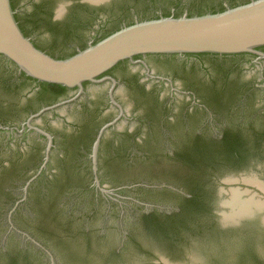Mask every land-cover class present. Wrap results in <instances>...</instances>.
Instances as JSON below:
<instances>
[{
    "label": "flooded vegetation",
    "instance_id": "af4514ba",
    "mask_svg": "<svg viewBox=\"0 0 264 264\" xmlns=\"http://www.w3.org/2000/svg\"><path fill=\"white\" fill-rule=\"evenodd\" d=\"M257 58L256 55L209 58L216 61L214 73L204 75L196 71L188 60L163 62L169 66L171 73L155 71L148 64L121 69L123 82L135 101V105L129 108L115 94L121 80L114 75L116 70L110 71L105 76L117 82L113 97L121 111L111 101L109 90L96 97L88 88L105 84L86 83L81 94L79 89L58 90L23 76L15 66L0 57V133H9L18 142L14 157L0 158V175L14 172L11 186L8 190L4 189L10 204L5 214L7 231L0 238V264H61L44 242L16 223V217L20 214L23 223L29 225L31 222L40 232L44 231L45 216V227L53 228L57 233L58 228L71 222L61 202L71 187L77 186L84 192H95L98 198L104 197L95 186L92 150L106 125L110 127L100 139L97 157V176L101 187L108 188L103 180L104 172H107L118 178L111 184L112 189L131 187L132 190L163 193L174 200L173 204H160L139 197L132 201L136 215L131 223L150 225L147 227L158 241V230H164L167 226L174 229L175 225L165 224L181 220L186 210L197 206L199 200H205V210L191 219V228L188 227L187 232L182 231L178 241L188 243L186 248L195 241L199 242L205 255V258L200 257V264H208L210 260L236 264L250 260L260 262L259 245L264 243L263 225L246 223L224 228L218 213L220 188L213 190L211 186L202 185L195 188L190 186L192 179L177 178L166 169L175 164L178 153L192 138L219 146L231 133L246 134L245 129L249 126L237 120L238 111L247 114L257 112L264 116V89L259 87L257 81L247 79L245 72L262 65L264 60L256 62ZM108 85L110 88L111 84ZM166 90L169 93L164 92ZM54 106L53 111L40 114L45 108ZM123 123L121 130L119 128ZM53 126L60 129L55 132ZM42 132L52 137L53 144L47 169H43L29 186L26 199L12 215L11 227L8 223L9 212L24 198L23 188L45 162L49 140ZM57 152L62 153L57 158L59 168L49 171L53 155ZM76 161L90 164L88 181L85 182L82 173L75 170ZM150 172L155 177H149ZM18 180L21 182L17 183ZM171 181H181L184 186H176ZM13 186L19 189V196L13 195ZM205 189L208 192L204 193ZM6 195L0 198V203L7 198ZM211 196H214L213 202L208 199ZM109 202L112 203V200ZM22 207H27L29 211L21 212ZM146 218L155 223L145 222ZM131 223L118 228L120 236L117 238L115 234H109L113 240L119 239L114 248L117 256L121 255L127 242L137 240L138 227ZM91 230L97 236L106 234L104 228ZM179 230L165 233L164 237H170L171 243ZM81 232L86 235L89 229L82 228ZM57 234L63 236L60 231ZM14 237L21 244L15 243ZM150 239L154 241L153 237ZM77 250L79 255L76 257L80 258L83 255ZM175 250L184 252V246H178ZM249 250H253L256 257L246 256ZM155 258L159 259L157 256ZM36 259H40L39 263ZM158 264L163 263L159 260Z\"/></svg>",
    "mask_w": 264,
    "mask_h": 264
},
{
    "label": "water",
    "instance_id": "95a60500",
    "mask_svg": "<svg viewBox=\"0 0 264 264\" xmlns=\"http://www.w3.org/2000/svg\"><path fill=\"white\" fill-rule=\"evenodd\" d=\"M57 4L66 6V15L63 9H56ZM54 10L62 20L53 22ZM240 55H256V62L264 60V0H0V57L34 81L79 89L80 94L86 83H110L111 101L121 111L113 97L117 82L105 76L110 71ZM55 108H45L40 114ZM109 127L102 128L92 159L95 186L111 198L114 194L101 187L97 176L100 139ZM42 134L49 140L45 162L23 188L24 198L9 212L11 227L12 215L26 199L29 186L46 169L53 144L50 135ZM246 180V188H220L218 213L224 228L246 223L264 227V182ZM238 182L231 178L224 184ZM233 192L239 193L242 201L252 200L260 207L253 216L225 223L228 208L224 203ZM158 258L156 264L159 260L173 264L164 256ZM189 261L200 264L201 259Z\"/></svg>",
    "mask_w": 264,
    "mask_h": 264
},
{
    "label": "rangeland",
    "instance_id": "374dc122",
    "mask_svg": "<svg viewBox=\"0 0 264 264\" xmlns=\"http://www.w3.org/2000/svg\"><path fill=\"white\" fill-rule=\"evenodd\" d=\"M187 62L192 63L191 66H193L196 71L202 75L208 74L209 72L214 73L216 61L213 59H193L188 60ZM228 63L232 62L229 61ZM234 63L235 62L232 64ZM237 64L239 63L237 62ZM148 65L155 71L165 73L172 72L169 66L163 62L149 63ZM245 72L247 79H251L250 81H257L259 87L264 89V62L262 65L250 68ZM113 73L121 80L119 87L115 89V94L124 103L126 108L135 105L131 91L123 82L122 70L119 69ZM176 79L182 81V79L178 77ZM88 88L97 97L104 93L105 90H109V85L105 84L102 87L89 86ZM164 92L169 93L168 90ZM61 112L64 113L63 111ZM237 113V120H240L241 123L249 126L245 129L246 134H244V132H235L234 134L231 133L225 142L219 146H212L204 140L192 138L178 153L175 164L167 166L166 169L175 177L183 180L187 178L192 179L191 184H189L195 188H200L201 185L208 187L211 186L213 190L222 187L246 188L247 186L243 182L244 178H252L254 175L257 176L259 180L264 182V116L258 114L257 112H254V114H247L242 110ZM124 124L125 123L121 124L119 129L122 130ZM53 128L55 132L60 129L57 126H53ZM17 147L18 142L14 141L9 133H0V158L10 159L14 157V152L17 150ZM61 154V152H57L53 155L54 160L50 165L49 171L59 168L57 158H59ZM218 160L221 161V164ZM75 165V170L82 173L85 182L88 181L89 169L91 167L90 164L86 161H76ZM213 166H217V168H211ZM161 170L164 171L162 167ZM231 178L238 179L239 182L233 186L221 183H224L226 179ZM115 179L118 178L104 172V186L108 187L107 190L112 191L114 194L111 198L106 196L98 198L95 192H84L77 186L70 188L71 191H68L61 201L64 204L67 217H70L71 219L68 226L66 225L58 228L60 229L58 231L63 234L62 237H64L66 241L62 244L60 242L55 243L51 239L40 235V232L37 231L34 224L31 222L29 225L23 223L20 219V214L16 217V223L26 230L28 229L31 231L38 239L44 242V244H46L47 247L56 254L61 264H156L158 260L155 258V255L158 257L164 256L167 259H170L173 264H190L189 260L192 257L200 259V257L203 258L205 256L199 247L200 245L198 241L193 242V245L191 244L188 248H186L188 243L185 244L184 241H178L181 237L182 231L187 232L188 227L191 228V219H193V217H195L198 213H202V211L205 210V200H199L197 206L192 207L193 209L191 210H186V214L183 218H181V220L165 224L175 225L174 229L180 228L173 242L170 243L172 240L170 237H164L165 233L171 234V231L174 230L172 226H167L164 230H158L157 235L159 236V240L168 242V244H160V242H158L159 240L156 241L157 239L154 237L155 235H153V232H151L147 226L145 227L143 222L134 224L131 223L136 215L135 210L133 209L135 205H133L132 201L137 200L139 197H143L144 199L147 198V200L151 199L160 202V204H173L174 200L171 196L163 193L132 190L131 187L112 189L111 184L115 181ZM19 180L17 183L21 182ZM171 184L184 186V183L181 181H171ZM9 186H11L10 183L6 186V190H8ZM13 187V195L19 196V189H15V186ZM120 191H124V193L122 194ZM206 192H208L207 189H205L204 193ZM211 197L208 199L213 202L214 196ZM111 200L112 203L109 202ZM0 204V238H2L7 231V218L5 217V214L6 210L9 209L10 199L3 198ZM124 206L127 207L124 208ZM23 211L28 212L29 209L27 207H22L21 212ZM123 212L125 213L124 216ZM129 223L137 225L138 227V233L135 237L137 240L127 242L121 255L117 256L114 253V248L116 244H118L119 239L115 241L109 234L113 233L117 238V236H120L117 232L118 228L122 225H128ZM177 225L183 226L182 228H177ZM82 228L83 230L89 229L88 234H82ZM98 228H104L106 234L104 236H97V233L91 230ZM152 237L154 241H151L150 238ZM13 239L15 243L21 244L20 240L16 239V237ZM198 240L202 241V239ZM178 246H184V252L175 250ZM73 248L79 249L81 255L83 256L80 258L73 256V251L71 250ZM259 248L261 261L250 260L248 263L244 264H264V243L260 244ZM246 256L256 257L253 250H249ZM36 260L39 263L38 260L40 259ZM208 264L236 263L232 261L229 263H218L210 260Z\"/></svg>",
    "mask_w": 264,
    "mask_h": 264
},
{
    "label": "bare ground",
    "instance_id": "6f19581e",
    "mask_svg": "<svg viewBox=\"0 0 264 264\" xmlns=\"http://www.w3.org/2000/svg\"><path fill=\"white\" fill-rule=\"evenodd\" d=\"M247 180L251 183L258 184V179L256 177H250ZM232 194L231 199L224 203V207L228 208L223 217L225 223H231L243 217L251 216L254 210L260 207L259 204H255L252 200L242 201L240 199V194L237 192H233Z\"/></svg>",
    "mask_w": 264,
    "mask_h": 264
},
{
    "label": "trees",
    "instance_id": "16d2710c",
    "mask_svg": "<svg viewBox=\"0 0 264 264\" xmlns=\"http://www.w3.org/2000/svg\"><path fill=\"white\" fill-rule=\"evenodd\" d=\"M109 74V73H107ZM23 76H25L23 74ZM46 86H50L52 88H56L58 90H67V88L65 87H62V86H58V85H51V84H45ZM12 174H14V172H7V173H4L2 175H0V198L3 197L4 195H6L4 193V189L6 188L7 185H9L10 183V180L12 178ZM149 177H155L153 173H149L148 175ZM178 178V177H177ZM7 196V195H6ZM9 198V197H7ZM10 199V198H9ZM11 206V205H10ZM145 222H148V223H155L154 221H152L151 219H147L145 220ZM46 222H45V216H44V231H41L40 230V234L43 235L44 237H47L48 239H51L53 242H60L61 244L63 242H65V239H62V237L60 235H58L57 233H55L56 231H53V228H47L45 227L46 226ZM50 225V224H49ZM144 226H150V225H144ZM154 226V225H153ZM54 229H57V228H54ZM73 251V256H78L79 253H78V250L76 248H73L71 249ZM71 251V252H72Z\"/></svg>",
    "mask_w": 264,
    "mask_h": 264
},
{
    "label": "clouds",
    "instance_id": "9594fccd",
    "mask_svg": "<svg viewBox=\"0 0 264 264\" xmlns=\"http://www.w3.org/2000/svg\"><path fill=\"white\" fill-rule=\"evenodd\" d=\"M56 9H63L64 14L66 15V11H67L66 6L61 5V4H57V5H56ZM55 11H56V10H54L53 22H57V21H59V20H62V19H63V16H62V15H56V14H55ZM47 35H48V38H49V41H50V39H51V34H50V33H47Z\"/></svg>",
    "mask_w": 264,
    "mask_h": 264
}]
</instances>
